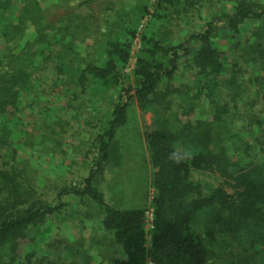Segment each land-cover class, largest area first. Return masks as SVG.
<instances>
[{
	"label": "trees",
	"instance_id": "16d2710c",
	"mask_svg": "<svg viewBox=\"0 0 264 264\" xmlns=\"http://www.w3.org/2000/svg\"><path fill=\"white\" fill-rule=\"evenodd\" d=\"M203 10L180 38L174 24ZM0 40V264H95L105 246L96 264L264 263V0H0ZM137 108L153 115L146 132ZM88 129L87 175L43 200L38 159L64 157L68 135ZM127 158L150 182L135 205L124 186L113 205L104 184ZM87 201L100 237L83 234ZM55 218L80 236L44 245Z\"/></svg>",
	"mask_w": 264,
	"mask_h": 264
},
{
	"label": "rangeland",
	"instance_id": "374dc122",
	"mask_svg": "<svg viewBox=\"0 0 264 264\" xmlns=\"http://www.w3.org/2000/svg\"><path fill=\"white\" fill-rule=\"evenodd\" d=\"M54 0H41V6L43 8L47 7L49 4L53 3ZM208 19V12L206 10H203L202 17H196L195 20H190L186 16L179 18L177 21V24H174L176 27V30L179 32L178 35H180V38H183L185 36L190 35V33L198 32L201 30V26L206 23ZM149 21V18L146 17L141 20V24L139 25L136 33V37L132 40V50H131V57L127 64L124 65L122 68V75L124 77V85H130L135 86V78L133 76L134 69L136 67L138 58L141 56L143 44H142V37L145 34V27L147 26V23ZM174 27V30H175ZM185 35V36H184ZM220 44L223 46L226 43L225 40H221ZM3 42L0 40V48L2 47ZM232 53H228V55H231ZM178 84V83H176ZM58 95V94H57ZM55 94V97L52 98V104L53 106H59L61 103V98ZM113 101L117 100V92L115 91L113 93ZM137 114L139 123L141 125V128L144 132L147 131V128H149L152 125L153 122V115L150 112H144L137 108ZM83 130V128H79L76 126V131ZM88 131H85L84 135H80L78 133H71L68 135L67 143L65 145V150L67 152V155L64 157L57 156V157H49L45 156L40 159H38L39 163V169H40V175L41 178L39 179V182L41 184V195L43 200H48L53 197V199L57 196V194L60 192V190L64 186H69L75 184V182L81 181L87 173L89 169V164H91L90 161H87L85 153L87 141L94 137L93 131L88 129ZM83 143V145H82ZM73 147H75V152L73 151ZM23 156H26L28 158L29 153L25 154L24 152H21ZM85 156V157H84ZM118 171V170H117ZM202 178L206 179L207 181H210V175L209 174H202ZM151 177V171L150 169L145 172L144 170L140 169V165L137 163V161L132 160L131 158H127V161L124 165V170L121 172H116L115 176L113 178H109L107 176V182L104 184V192L106 196L107 202L113 205H119L121 203V195L119 194V191L122 190L124 186L125 196L126 199L133 200L130 205H135L137 202L135 200H142L145 197L146 194V182H150ZM230 194L234 193V189L225 186ZM110 190V191H109ZM114 193V195H113ZM153 194V191L149 187L148 191V197ZM116 198H113V197ZM151 199V198H150ZM63 200H70V198L64 197ZM78 204L77 201L73 200V204ZM139 203V202H138ZM80 208L86 209L91 216H93V222L92 219L89 221H86L87 226L90 228L87 231H85L83 234L87 236V238H90L92 235L102 236L103 232L100 228L99 220L101 219V212L97 208L96 204L87 201V204H82L79 206ZM71 208V206H70ZM152 220H153V210H149L147 213V231L148 233L152 229ZM52 222V223H51ZM51 223V224H50ZM48 226L44 229V245L48 242H53L54 240H75L80 236V227H77L74 222L69 221L67 224L60 223L57 218L51 219ZM51 225V226H50ZM82 231V230H81ZM148 240H150V237H148ZM90 241V239H88ZM89 246V242L87 243ZM26 243L22 242L21 244V253L24 254L26 251ZM107 247V246H105ZM102 248L99 251H102L100 253V257H98L99 261L95 260L96 263H103V260H105L106 248ZM48 250V248H45ZM52 252L54 254V249H52ZM94 255H98L97 252H93ZM99 256V255H98ZM252 264V263H251ZM256 264H264L263 262H258Z\"/></svg>",
	"mask_w": 264,
	"mask_h": 264
}]
</instances>
